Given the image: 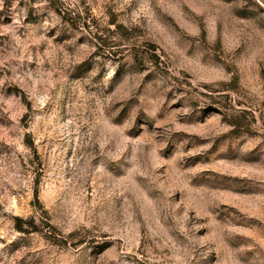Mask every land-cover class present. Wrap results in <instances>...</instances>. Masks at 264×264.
Segmentation results:
<instances>
[{"label":"rangeland","instance_id":"obj_1","mask_svg":"<svg viewBox=\"0 0 264 264\" xmlns=\"http://www.w3.org/2000/svg\"><path fill=\"white\" fill-rule=\"evenodd\" d=\"M0 264H264V0H0Z\"/></svg>","mask_w":264,"mask_h":264}]
</instances>
